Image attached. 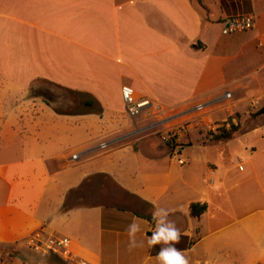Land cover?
Here are the masks:
<instances>
[{"label": "crops", "instance_id": "0c3cea01", "mask_svg": "<svg viewBox=\"0 0 264 264\" xmlns=\"http://www.w3.org/2000/svg\"><path fill=\"white\" fill-rule=\"evenodd\" d=\"M242 14L251 29L221 34ZM123 85L151 104L129 117ZM263 105L264 0H0V254L159 264L145 216L162 207L188 264H264ZM230 117L239 130L206 142Z\"/></svg>", "mask_w": 264, "mask_h": 264}, {"label": "clouds", "instance_id": "9594fccd", "mask_svg": "<svg viewBox=\"0 0 264 264\" xmlns=\"http://www.w3.org/2000/svg\"><path fill=\"white\" fill-rule=\"evenodd\" d=\"M168 216V209L162 207L154 209L152 212L154 229L151 231V235L146 238V244L149 248L157 244L163 245L156 254L159 264H188L182 250H178L174 246L179 242L181 234L174 223L168 220ZM137 219L134 218L125 229L128 238V250L142 247L144 243L137 239V233L141 231V225Z\"/></svg>", "mask_w": 264, "mask_h": 264}, {"label": "built area", "instance_id": "2783aa9c", "mask_svg": "<svg viewBox=\"0 0 264 264\" xmlns=\"http://www.w3.org/2000/svg\"><path fill=\"white\" fill-rule=\"evenodd\" d=\"M255 24V17L252 14H242L235 15L226 18L220 27V32L223 35H229L236 32H242L251 29ZM120 94L122 101L124 103L125 112L129 117H134L138 115L144 108L149 106L151 102L148 99H138L135 97V93L132 87L128 85H123L120 89ZM165 140H171L168 135ZM76 155H72L75 158ZM181 163V160H178ZM28 245L32 248H41L46 253L54 252L58 253L61 256L67 257L69 255L66 251L68 245L67 238L60 239H49L46 243L43 244V247L40 246L42 243L41 233L35 232L28 238ZM77 264H86L82 260H78Z\"/></svg>", "mask_w": 264, "mask_h": 264}, {"label": "trees", "instance_id": "16d2710c", "mask_svg": "<svg viewBox=\"0 0 264 264\" xmlns=\"http://www.w3.org/2000/svg\"><path fill=\"white\" fill-rule=\"evenodd\" d=\"M83 105L88 107V108H92V107H98V110H100V105L96 102V100L94 98H88L87 100H85L83 102ZM93 108V109H94ZM239 114L235 113L233 115L234 118H238ZM219 125L215 128L214 131H208L206 134V142L209 143H216L222 140H225L227 138L232 137L240 128L239 123H234L232 121V118H228L226 121L222 122V123H218ZM205 209V204H200L197 202L191 203L190 205V214L192 216H198L200 215ZM139 214V213H138ZM148 220H152V218L150 216H145ZM7 254V253H6ZM16 257V253L14 252H9L7 254V256L5 255V252L0 254V264H4L1 261H3V259H11L12 257ZM60 259V258H59Z\"/></svg>", "mask_w": 264, "mask_h": 264}, {"label": "rangeland", "instance_id": "374dc122", "mask_svg": "<svg viewBox=\"0 0 264 264\" xmlns=\"http://www.w3.org/2000/svg\"><path fill=\"white\" fill-rule=\"evenodd\" d=\"M74 98H76V100H78V102H80V104H81V102L83 101H85V100H87L88 99V97L86 96V95H74V94H71V95H69V99H74ZM83 104V103H82ZM58 108H63L62 107V105H60V104H58ZM72 107H73V105H71V104H69L67 107H65V109L68 111V110H72ZM85 109V108H84ZM93 109V108H92ZM257 109V108H256ZM256 109H254V110H252V111H250L249 112V114L250 115H252L255 111H256ZM222 123V122H221ZM219 124L218 123H216L215 125H214V130H215V128L218 126ZM47 255H49V254H47ZM40 257V259H41V257L42 256H39ZM48 260L51 262L52 261V263L53 264H67V263H65V261H63L62 259H59V258H56V257H53V256H49L48 257ZM12 261H14L13 259H8V258H6V259H3V261H1L2 263H4V264H8V263H11ZM246 261H244L243 263H238V264H257V263H245ZM213 264H222V263H219V262H214Z\"/></svg>", "mask_w": 264, "mask_h": 264}, {"label": "water", "instance_id": "95a60500", "mask_svg": "<svg viewBox=\"0 0 264 264\" xmlns=\"http://www.w3.org/2000/svg\"><path fill=\"white\" fill-rule=\"evenodd\" d=\"M261 114H264V105L261 106L259 109H257V110L253 113L254 116L261 115Z\"/></svg>", "mask_w": 264, "mask_h": 264}]
</instances>
